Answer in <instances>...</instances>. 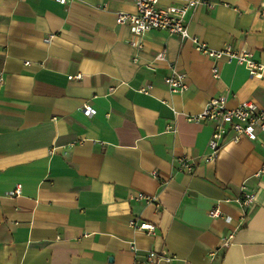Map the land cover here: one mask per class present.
<instances>
[{
  "label": "crops",
  "instance_id": "0c3cea01",
  "mask_svg": "<svg viewBox=\"0 0 264 264\" xmlns=\"http://www.w3.org/2000/svg\"><path fill=\"white\" fill-rule=\"evenodd\" d=\"M203 1L189 35L264 63V0ZM118 11L134 12L133 0H0V264H139L149 250L171 253L170 264H264V135L225 140L207 163L213 125L187 120L219 95L264 108V72L221 59L214 79L189 39L134 36ZM170 66L186 74L184 92L163 82ZM183 153L192 173L179 170ZM242 187L255 192L246 216L234 202ZM216 203L228 221L209 217ZM132 219L155 233L133 231Z\"/></svg>",
  "mask_w": 264,
  "mask_h": 264
},
{
  "label": "built area",
  "instance_id": "2783aa9c",
  "mask_svg": "<svg viewBox=\"0 0 264 264\" xmlns=\"http://www.w3.org/2000/svg\"><path fill=\"white\" fill-rule=\"evenodd\" d=\"M59 4H65L67 0H51ZM135 11H118L115 15L116 23L126 24L132 35L140 37L143 33L150 30H161L169 34L179 36L181 39H189L195 49L201 54L207 56L213 62L211 73L214 79L220 77L219 61L224 59L227 63L234 62L237 65H243L249 74L254 77H261L264 72V63H260L253 58L251 51L247 49L234 48L230 44H225L219 49L211 48L204 41L196 36H191L187 30V19L194 7L205 3L203 0H187L180 5H169L160 7L158 0H133ZM208 8H212V3L206 4ZM261 12H264V3L261 4ZM51 36L48 37L47 41ZM164 51H160L155 56V60L164 59ZM69 79H79L80 75H69ZM0 81L2 78L0 77ZM171 92H184L187 89L186 74L177 71L170 66V73L164 78V81ZM150 86L140 88L141 92H148ZM83 113L92 115L94 109L84 104L81 107ZM188 121L194 122H210L213 125V131L207 143V152L203 159L205 162H211L218 156L221 144L225 140L238 141L241 137H245L251 141L256 140L258 133L264 135V108L259 107L252 100L239 102L233 107L226 106V96L219 95L210 97L203 110L195 115H189ZM264 151V139L261 142ZM179 170L192 173L196 165L188 154L183 153L176 157ZM264 173V155L259 170L256 175ZM156 175V173H154ZM15 189L9 192V195H18L21 190L20 184L15 185ZM138 199H144L147 202H154L155 198L146 195H137ZM229 201V199H225ZM255 201V192L242 187L241 193L234 199L238 205L242 216H246ZM218 203L209 209V217H222L229 220V216L222 213L217 206ZM129 226L135 232H143L147 235H153L156 226L152 222L145 220L129 221ZM232 235L223 238L222 244L227 245ZM130 250L136 251L137 247L134 242L130 243ZM175 259L174 255L167 251L149 250L142 259L137 262L139 264H170Z\"/></svg>",
  "mask_w": 264,
  "mask_h": 264
}]
</instances>
